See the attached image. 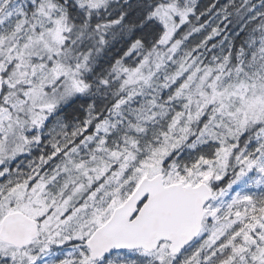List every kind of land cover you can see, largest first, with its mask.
I'll use <instances>...</instances> for the list:
<instances>
[{
	"label": "snow or ice",
	"instance_id": "1",
	"mask_svg": "<svg viewBox=\"0 0 264 264\" xmlns=\"http://www.w3.org/2000/svg\"><path fill=\"white\" fill-rule=\"evenodd\" d=\"M0 264H264V0H0Z\"/></svg>",
	"mask_w": 264,
	"mask_h": 264
},
{
	"label": "trees",
	"instance_id": "2",
	"mask_svg": "<svg viewBox=\"0 0 264 264\" xmlns=\"http://www.w3.org/2000/svg\"><path fill=\"white\" fill-rule=\"evenodd\" d=\"M207 2V0H202V3H206Z\"/></svg>",
	"mask_w": 264,
	"mask_h": 264
}]
</instances>
